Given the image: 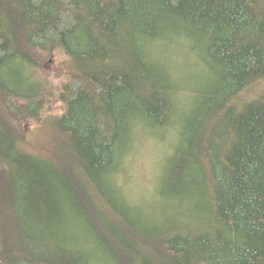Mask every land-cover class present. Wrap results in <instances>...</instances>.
Here are the masks:
<instances>
[{"label": "trees", "instance_id": "trees-1", "mask_svg": "<svg viewBox=\"0 0 264 264\" xmlns=\"http://www.w3.org/2000/svg\"><path fill=\"white\" fill-rule=\"evenodd\" d=\"M0 264H264V0H0Z\"/></svg>", "mask_w": 264, "mask_h": 264}, {"label": "rangeland", "instance_id": "rangeland-1", "mask_svg": "<svg viewBox=\"0 0 264 264\" xmlns=\"http://www.w3.org/2000/svg\"><path fill=\"white\" fill-rule=\"evenodd\" d=\"M50 66L48 64V67ZM52 134L58 137L55 125L50 123L45 126L43 131H31V135L37 138L39 145L43 147H52L56 144V141L54 142L52 139L54 137ZM163 158L164 148L162 149L158 145L150 146L144 157L136 158L133 174L136 176L138 185L131 189L130 195L134 197L140 195L142 200H150L151 194L158 184L164 162Z\"/></svg>", "mask_w": 264, "mask_h": 264}, {"label": "bare ground", "instance_id": "bare-ground-1", "mask_svg": "<svg viewBox=\"0 0 264 264\" xmlns=\"http://www.w3.org/2000/svg\"><path fill=\"white\" fill-rule=\"evenodd\" d=\"M134 179L136 180L135 174H133ZM128 183L130 184V178L128 179Z\"/></svg>", "mask_w": 264, "mask_h": 264}]
</instances>
